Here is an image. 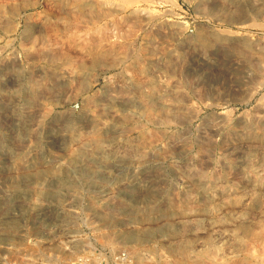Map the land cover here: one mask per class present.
<instances>
[{"label": "rangeland", "instance_id": "obj_1", "mask_svg": "<svg viewBox=\"0 0 264 264\" xmlns=\"http://www.w3.org/2000/svg\"><path fill=\"white\" fill-rule=\"evenodd\" d=\"M0 264H264V0H0Z\"/></svg>", "mask_w": 264, "mask_h": 264}, {"label": "bare ground", "instance_id": "obj_2", "mask_svg": "<svg viewBox=\"0 0 264 264\" xmlns=\"http://www.w3.org/2000/svg\"><path fill=\"white\" fill-rule=\"evenodd\" d=\"M135 101H136V100H135ZM89 111H90V110H89ZM136 119H137V117H136ZM154 119H155V118H154ZM160 123H161V122H160ZM166 123H167V122H166ZM105 148H106V147H105ZM94 156H95V157H98L99 155L95 154Z\"/></svg>", "mask_w": 264, "mask_h": 264}]
</instances>
